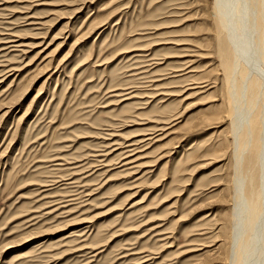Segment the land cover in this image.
<instances>
[{
  "label": "rangeland",
  "instance_id": "1",
  "mask_svg": "<svg viewBox=\"0 0 264 264\" xmlns=\"http://www.w3.org/2000/svg\"><path fill=\"white\" fill-rule=\"evenodd\" d=\"M213 3L0 0V264H230Z\"/></svg>",
  "mask_w": 264,
  "mask_h": 264
},
{
  "label": "bare ground",
  "instance_id": "2",
  "mask_svg": "<svg viewBox=\"0 0 264 264\" xmlns=\"http://www.w3.org/2000/svg\"><path fill=\"white\" fill-rule=\"evenodd\" d=\"M213 2L218 22V74L223 84L222 95L226 97L222 103L225 105L223 112L230 125V135L225 136L220 147L233 146L235 172L230 264H255L257 259L251 260L252 256L264 254V0ZM197 84H194V90L203 89ZM221 119L225 118L221 116ZM167 129L163 126L157 131L163 134ZM158 135L149 138L145 134L144 138L125 145L122 165L139 166L137 153L151 140L157 141ZM139 142L147 144L140 146ZM245 168L248 176L247 183L243 184Z\"/></svg>",
  "mask_w": 264,
  "mask_h": 264
}]
</instances>
